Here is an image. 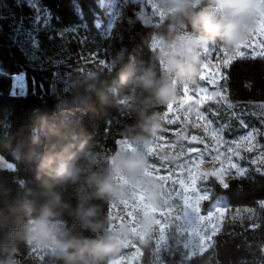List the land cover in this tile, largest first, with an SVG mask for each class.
I'll list each match as a JSON object with an SVG mask.
<instances>
[{"label": "trees", "instance_id": "1", "mask_svg": "<svg viewBox=\"0 0 264 264\" xmlns=\"http://www.w3.org/2000/svg\"><path fill=\"white\" fill-rule=\"evenodd\" d=\"M33 3L35 8L29 6V0H0V156L12 164L17 162L13 150L25 140L34 110H50L69 92L66 86L69 81L106 82L112 85L106 96L103 99L94 96L90 107L77 117L91 145L95 166L103 169L117 152L119 141L139 131L135 128L138 123L135 108L141 92L134 84L120 85L119 73L132 63L141 71L151 68L164 75L162 60L153 43L155 38H171L175 31L170 29L167 19L155 25L144 23L138 15V4L133 2L123 8L110 31L108 7L101 9L100 0H33ZM207 4L208 0H203L200 7ZM74 5L82 9V14L77 13ZM97 18L102 22L100 28L95 26ZM182 30L191 31L190 25ZM33 41L37 44L35 48ZM213 42L222 46L219 41ZM17 74L24 76L26 87L14 92ZM225 76L229 100L238 102L243 110L253 103L264 105V58H237L228 65ZM167 109L168 104L154 105L151 112L158 115L161 123ZM245 120L257 130L264 145V114ZM11 171L0 169V178L8 181ZM33 174L23 167L22 175ZM208 182L213 193L204 207L207 209L223 197L231 213L215 235L213 245L202 254L189 256L175 248L158 254L153 242H145L143 264H264V171L251 170L245 176L230 178L227 187L214 178ZM66 199L75 208L77 201L72 188L66 191ZM95 203L100 205V218L112 222L111 203ZM20 214L14 192L12 197L0 201V238L14 227ZM61 224L77 228L70 214L64 215ZM30 250L19 244L15 261L25 258ZM6 258L7 253L0 251V259ZM51 260L62 264L54 250Z\"/></svg>", "mask_w": 264, "mask_h": 264}, {"label": "clouds", "instance_id": "2", "mask_svg": "<svg viewBox=\"0 0 264 264\" xmlns=\"http://www.w3.org/2000/svg\"><path fill=\"white\" fill-rule=\"evenodd\" d=\"M163 0L167 22L175 34L159 38L166 74L151 68L143 71L129 63L119 73V84H134L141 95L135 108L139 129L128 136L133 150L113 155L103 169H98L91 145L80 128L77 117L103 99L112 85L93 81L78 84L69 81V92L50 110H34L24 141L13 150L15 164H0L10 170V179L0 178V201L12 197L19 204L15 225L0 238V251L7 253L0 264H16L18 245L47 252L53 249L62 264H107L120 251L130 235L147 237L158 223L152 213L161 206L159 184L146 177L147 160L141 149L151 144V136L160 128L154 105H167L175 99L178 82L194 81L199 76L200 54L206 39L219 41L234 50L249 38L255 28L264 0ZM212 9V10H209ZM190 25L191 31H183ZM34 174L22 175L23 167ZM130 186L144 191L146 209L135 228L128 224L109 227L111 221L100 218V205L130 198ZM72 188L77 203L71 208L66 191ZM70 214L77 228L61 227ZM78 229V230H77ZM87 233V235L85 234Z\"/></svg>", "mask_w": 264, "mask_h": 264}, {"label": "rangeland", "instance_id": "3", "mask_svg": "<svg viewBox=\"0 0 264 264\" xmlns=\"http://www.w3.org/2000/svg\"><path fill=\"white\" fill-rule=\"evenodd\" d=\"M130 2L132 0L127 2L116 0L115 19L111 14L112 10L108 7L110 14L108 31L113 28L121 17L123 8ZM136 3L139 6L138 15L144 23L155 25L167 19L168 12L161 6L163 0H137ZM261 18H264V10L259 12L255 28ZM153 46L161 58L162 48L159 46V38L154 39ZM199 54L198 78L190 82L177 83L175 99L168 104L159 130L151 136L150 146L146 150L141 149L147 160L146 177L154 178L159 184L161 206L152 213L158 223L147 237L130 235L120 251L111 257L109 264H143L142 244L145 242H153L158 254L165 250V243L168 249H181L187 253L183 243L190 239L192 230L185 226L183 217L186 211L185 201L188 197L192 198L189 203L196 201L199 196L206 197L198 200V215L204 218L200 226L204 231L200 235L211 236V240L205 239V245L209 249L223 222L231 214L223 197L218 198L207 209L204 207L213 193L208 182L210 178L216 179L224 186L230 178L245 176L251 170L264 171V145L257 130L250 128L245 120V117L258 118L260 113L264 114V105L253 103L243 110L238 102L229 100L225 84V70L233 60L245 56L264 58V32L257 31L249 35L247 43L242 48L234 50L225 49L216 45L213 40L206 39ZM161 60L166 74L165 64L162 58ZM225 61H228L226 66ZM205 64L207 68L204 67ZM17 78L23 81L22 89L16 84ZM13 81L14 92L25 90L24 76L17 74ZM129 100L130 97L126 98L127 105ZM235 130L240 132L236 134ZM249 136L250 141L245 139ZM121 150H133L128 138L119 141L117 152ZM112 157L113 155L109 158V162ZM0 160L4 164H12L1 156ZM221 170H223L222 176H203L206 172L221 173ZM192 174L197 176L195 191L192 190ZM129 191V199L111 203L110 227L114 228L124 223L135 228L146 209L144 191L135 186H130ZM161 211L163 215L160 214ZM221 212L223 216L220 215ZM164 236L166 240L161 242ZM52 251L53 249L47 252L31 249L25 258L15 262L16 264H54L51 260Z\"/></svg>", "mask_w": 264, "mask_h": 264}, {"label": "snow or ice", "instance_id": "4", "mask_svg": "<svg viewBox=\"0 0 264 264\" xmlns=\"http://www.w3.org/2000/svg\"><path fill=\"white\" fill-rule=\"evenodd\" d=\"M126 2H127V0H126ZM132 2L136 3L137 0H132ZM29 6L35 8L33 0H29ZM106 6L112 10L111 14L113 15V18L115 19V16H116V0H100L99 7L101 9H104ZM74 7L76 8L78 14H82V9H80V7L78 5H74ZM36 11H37V13L39 12L38 9H36ZM39 19H40V17L38 14L37 20H39ZM114 19L112 22H114ZM45 23H47V21H45ZM101 24H102L101 20L99 18H97L95 21V26L97 28H100ZM257 31L264 32V18H261L257 21V27L254 28L250 32V35L256 33ZM246 43H247V41L244 42L243 44L239 45L237 48L238 49L242 48ZM33 47L34 48L37 47V44L35 43V41H33ZM238 55H239V53H238ZM227 63H228V61H225V66L227 65ZM204 67L207 68V64H205ZM16 84L21 89L23 88V81L21 78H17ZM245 139L250 141L251 137L250 136L245 137ZM0 164H4L2 160H0ZM8 164H10V163H8ZM232 167H236V165H232ZM222 174H223V170H221V173H216V172L207 173L206 172L203 174V176L204 177L209 176V175L222 176ZM196 179H197V176L195 174H192L191 175V183L193 185V188H192L193 191H195L194 186L196 183ZM221 183H223L222 179H221ZM224 187H227V184H224ZM191 199H192L191 197H188L185 201L186 211H185L183 220H184L185 226L187 228H190L192 231L190 233V239H187L183 243V247L187 250L186 254L198 255V254H202L203 251L207 250V246L205 245V239L211 240V236L203 237L200 235V233L204 231V229L200 227L203 224L204 218L198 215V213H199L198 200L206 199V197L205 196H199L196 198V201L189 203L188 201ZM222 206L223 205H221V207ZM160 214L163 215L164 214L163 211H161ZM220 215L223 216V213L221 212ZM209 219H211V218H209ZM210 226L215 227L214 225H210ZM214 234L215 233H213V235ZM165 240H166V238L164 236L162 238L161 242H165ZM167 249H168V246L165 243V250H167Z\"/></svg>", "mask_w": 264, "mask_h": 264}]
</instances>
